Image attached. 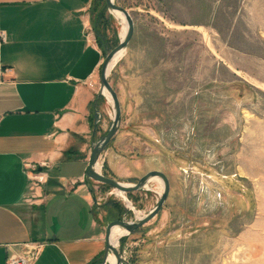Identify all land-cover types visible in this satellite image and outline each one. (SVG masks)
I'll use <instances>...</instances> for the list:
<instances>
[{"label":"rangeland","instance_id":"obj_1","mask_svg":"<svg viewBox=\"0 0 264 264\" xmlns=\"http://www.w3.org/2000/svg\"><path fill=\"white\" fill-rule=\"evenodd\" d=\"M115 2L135 32L109 76L122 123L101 171L134 184L160 170L171 184L158 215L121 237V254L130 264H264V0ZM120 30L106 0H95L90 32L105 57ZM104 98L91 147L113 123ZM92 182L103 224L136 218L115 187ZM159 188L126 195L147 214Z\"/></svg>","mask_w":264,"mask_h":264},{"label":"crops","instance_id":"obj_2","mask_svg":"<svg viewBox=\"0 0 264 264\" xmlns=\"http://www.w3.org/2000/svg\"><path fill=\"white\" fill-rule=\"evenodd\" d=\"M94 1L0 0V264L37 245L31 264L104 256L108 222L85 174L94 111L105 99L96 86L105 52L90 32Z\"/></svg>","mask_w":264,"mask_h":264},{"label":"water","instance_id":"obj_3","mask_svg":"<svg viewBox=\"0 0 264 264\" xmlns=\"http://www.w3.org/2000/svg\"><path fill=\"white\" fill-rule=\"evenodd\" d=\"M106 5L110 11L119 10L126 15L128 20V30L126 32L125 37L120 39L119 44L106 55L101 66V70H100L101 85H100L99 94L104 95V88H106L111 93L113 98V109L115 115L109 131L103 137H101L96 142H94L90 154L89 162L85 170V174L90 179L118 188L122 190L124 193L143 189L152 177L158 176L161 177L164 181V189L160 195V198L157 200L156 205L153 207V209L150 210L147 214H145L140 218L136 215V218L134 220H129V221L120 220V219L113 220L109 222L106 226V233H105L106 246L104 250L103 264H107V258L110 251H112L117 257L116 264H130L129 261L121 254L119 248L112 244L111 233L113 227L115 225H120L125 229H127L129 233H131L137 230L139 227L151 221L154 217L158 215L159 211L166 203L170 194L171 184L168 175L160 170H152L146 173L145 175H143L136 183L128 185L122 183L121 181L117 180L114 177L107 176L101 170H98L96 168V165L100 160V156L102 152L104 151L106 146L110 143V141L116 136V134L120 130V126L122 123V106L117 90L109 81V75L107 74L108 65L121 49L128 47L135 32V22L130 10L116 3L114 0H106ZM94 200L96 201V198H94Z\"/></svg>","mask_w":264,"mask_h":264},{"label":"bare ground","instance_id":"obj_4","mask_svg":"<svg viewBox=\"0 0 264 264\" xmlns=\"http://www.w3.org/2000/svg\"><path fill=\"white\" fill-rule=\"evenodd\" d=\"M115 1V0H114ZM115 17L120 21L121 23V30H120V38H124L125 35H126V32L128 30V20H127V17L126 15L119 11V10H112L111 11ZM127 51L128 49L127 48H123L121 49L116 55L115 57L113 58V60L110 62V64L108 65V69H107V74L110 76V73L112 72V70L114 69V67L116 66V64L121 60L123 59L126 54H127ZM245 75V74H244ZM251 81V80H250ZM104 96L109 100L110 104L112 105L113 107V98H112V95L111 93L106 89L104 88ZM113 116H114V111L112 112ZM101 167H102V164L99 160V162L97 163L96 165V168L98 170H101ZM159 179V180H157ZM154 183H157L159 184L160 186V194L163 192V189H164V181L161 177H152L148 183L145 185V188H148L150 187L152 184ZM125 184H128V185H131V183H125ZM115 189V192L121 196L127 203L128 205L133 208L136 213H137V216L140 218L142 216L145 215V213H141L140 211H138L136 209V207L133 206V203H131V201L129 200V198L127 197L126 193H124L122 190L118 189V188H114ZM129 234V231L127 229H125L124 227L120 226V225H115L112 229V233H111V241H112V244L115 245L116 247L119 246V243H120V239L122 236L124 235H127ZM117 263V257L116 255L110 251L109 252V255H108V258H107V264H116Z\"/></svg>","mask_w":264,"mask_h":264},{"label":"built area","instance_id":"obj_5","mask_svg":"<svg viewBox=\"0 0 264 264\" xmlns=\"http://www.w3.org/2000/svg\"><path fill=\"white\" fill-rule=\"evenodd\" d=\"M2 39H5V34L1 33ZM34 168V167H33ZM35 179L38 182H44L46 180L45 173L43 171H39L37 167L33 169ZM96 204H98V200L95 201ZM39 247L40 245L35 246L31 252L24 255H17L12 254L8 257L7 264H31L32 261L37 257L39 253Z\"/></svg>","mask_w":264,"mask_h":264}]
</instances>
